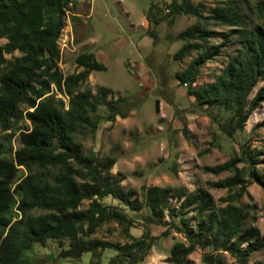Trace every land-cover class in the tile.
<instances>
[{
	"label": "trees",
	"instance_id": "1",
	"mask_svg": "<svg viewBox=\"0 0 264 264\" xmlns=\"http://www.w3.org/2000/svg\"><path fill=\"white\" fill-rule=\"evenodd\" d=\"M70 4L74 7L75 0H0V40L7 41L0 46V131L8 133L22 120L30 124L18 135L19 147L12 161L0 153V264H31L27 252L49 240L58 242L62 258L78 260L86 253L97 256L100 251L113 250L116 255L108 264H141L152 246L150 233L123 245L91 238L104 224L131 228L129 211L147 213L149 224H165L166 218L173 221L172 228L185 242L172 246L169 264H194L190 256L198 249L207 250L201 258L203 264H228L226 254L234 264H249L252 254L264 249L259 228L248 226L247 213L235 204L249 196V181L264 191V172L255 167L259 159L250 151L207 169L215 175L233 174L211 183L213 188L229 192L238 189L221 200L224 205H217L204 189L191 192L185 187L143 186L138 195L125 190L112 173L114 158L84 153L76 136L98 129L103 119L97 115L100 107L106 109L110 123L117 117L127 118L130 112L126 99L109 98L107 88L96 93L79 89L92 72L105 70L94 54L82 53L76 58L80 71L68 76L62 73L58 42L67 25V13L72 11ZM256 9L264 16V0ZM169 10L173 19L181 15L196 19L177 36L184 44L174 59L190 61L175 75L176 81L188 87L187 94L202 108L228 114L218 123L227 137L243 131L264 103V86L250 98L264 80V23L249 25L241 0L216 5L207 16L191 0H172ZM211 25L227 31L211 30ZM217 38L221 42L213 44ZM227 47H233L229 55L224 53ZM15 52L20 56L6 59ZM211 62L221 68L212 82L197 85L202 69ZM52 87L68 98L67 108L63 100L56 99ZM155 107L158 110V101ZM243 162L251 165L248 181L245 170L238 168ZM19 168L26 175L16 180ZM105 197L117 200L121 208L102 205L99 200ZM172 199L179 202L178 207L170 205ZM85 201L89 205L81 209ZM14 210L19 214L16 219ZM33 211L42 214L33 215ZM189 212H194L193 217L187 218ZM65 241L70 243L69 249L63 248Z\"/></svg>",
	"mask_w": 264,
	"mask_h": 264
},
{
	"label": "rangeland",
	"instance_id": "2",
	"mask_svg": "<svg viewBox=\"0 0 264 264\" xmlns=\"http://www.w3.org/2000/svg\"><path fill=\"white\" fill-rule=\"evenodd\" d=\"M226 1L191 0V3L207 16L210 9ZM259 1L241 0L249 25L264 23V16L256 9ZM171 2L75 0L58 42L61 53L59 67L68 76L80 71L75 63L80 54L91 50L105 52L99 60L105 70L95 72L79 89H90L96 93L101 88H107L111 91L109 98L126 99L130 112L127 118L117 117L114 123H110L105 118L106 109L100 107L97 115L103 119L98 129L95 132L87 129L76 138L85 154L93 152L100 157L110 156L116 160L112 173L119 177L125 190H134L140 195L143 186L185 187L191 192L204 189L212 195L217 205H224L221 200L237 193L238 189L229 192L213 188L211 183L233 174L224 172L215 175L207 169L241 157L243 151H250L252 156L259 159L255 167L261 173L264 172V103L253 112L243 131L227 137L218 123H222L228 114H221L217 109L207 110L206 106L202 108L187 94L188 87L181 86L175 75L186 68L190 59L177 62L174 55L184 44L177 36L192 26L196 19L186 15L173 19L169 12ZM72 14L79 22L74 23ZM210 29L227 31L213 25ZM6 42L1 39L0 46ZM220 42L221 38L212 41L213 44ZM111 48L117 50L111 51ZM232 51L233 47H227L224 53L229 55ZM18 56L20 53L15 52L6 55V59L13 60ZM219 68L221 66L218 63H208L202 69L197 85L212 82ZM263 86L264 80L254 88L250 98ZM52 90L56 99L63 100L67 108L68 98L57 93L53 87ZM156 101L159 102L158 110ZM29 126L27 120H22L8 133L0 131L2 158L13 160L14 152L19 147L18 135ZM8 135H11V140ZM238 168L245 170L244 176L248 181L250 163H240ZM19 169L16 180L26 175L23 168ZM247 191L249 196L244 195L235 204L247 213V225L258 227L264 236V191L250 181ZM99 202L121 208L120 203L111 197ZM88 205L89 202L85 201L81 209ZM170 205L178 207L179 202L172 199ZM17 213L14 210V219L19 216ZM40 213L33 211L32 214ZM128 215L132 219L131 228L108 223L102 225L91 238L123 245L150 233L153 237L152 246L141 264H169L172 246L177 242H185L182 235L172 228L173 221L166 218L165 224L155 225L146 222L147 213L129 211ZM193 215L194 212H189L187 218ZM69 246L70 243L65 241L63 248L69 249ZM204 252L207 250L198 249L190 259L194 264H203L201 258ZM60 253L58 242L49 240L45 246L35 244L27 256L31 264H108L116 255L113 250H104L98 252L97 256L86 253L75 260L62 258ZM225 257L228 264H234L227 254ZM249 264H264V249L253 253Z\"/></svg>",
	"mask_w": 264,
	"mask_h": 264
},
{
	"label": "crops",
	"instance_id": "3",
	"mask_svg": "<svg viewBox=\"0 0 264 264\" xmlns=\"http://www.w3.org/2000/svg\"><path fill=\"white\" fill-rule=\"evenodd\" d=\"M129 10L131 11V9H129ZM124 11H125V10H124ZM125 12L127 13V11H125ZM72 17H75V15L72 14ZM88 17L90 18V16H88ZM75 22H76V21H75ZM116 43H117V42H116ZM116 43H115V44H116ZM114 47H115V46H114ZM123 47H124V46H123ZM115 48H117V47H115ZM121 48H122V47L117 48V49H121ZM117 49H112V48H111V51H114V50H117ZM96 50H97V49H96ZM89 53L94 54L95 57H96V59H97L98 61L100 60V57H101V56L104 57V55H105V54H104L105 52L99 53L98 51L95 52V51H92V50H91ZM109 53H111V52H109ZM102 54H103V55H102ZM99 62H100V61H99ZM131 65H132L131 67L134 68V64L131 63ZM91 75H95V72H92ZM91 75H90V76H91ZM197 84H198V82H197ZM116 119H117V118H116Z\"/></svg>",
	"mask_w": 264,
	"mask_h": 264
},
{
	"label": "built area",
	"instance_id": "4",
	"mask_svg": "<svg viewBox=\"0 0 264 264\" xmlns=\"http://www.w3.org/2000/svg\"><path fill=\"white\" fill-rule=\"evenodd\" d=\"M70 8L72 9L73 8V4H70ZM70 12L67 13V15L69 16ZM187 86V85H185Z\"/></svg>",
	"mask_w": 264,
	"mask_h": 264
}]
</instances>
